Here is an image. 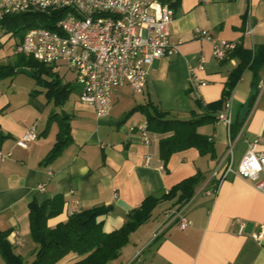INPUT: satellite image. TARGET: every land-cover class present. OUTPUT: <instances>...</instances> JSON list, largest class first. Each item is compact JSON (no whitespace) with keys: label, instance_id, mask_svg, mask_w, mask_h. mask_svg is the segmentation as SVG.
<instances>
[{"label":"crops","instance_id":"obj_1","mask_svg":"<svg viewBox=\"0 0 264 264\" xmlns=\"http://www.w3.org/2000/svg\"><path fill=\"white\" fill-rule=\"evenodd\" d=\"M159 1L169 4L173 0ZM172 9L169 39L180 40L178 51L152 61L141 93L131 92L126 84L115 87L111 108L102 116L97 117L80 100L65 107L69 96L62 106H54L41 97L44 89L26 87L20 92L21 85L0 80V150L10 152L0 159V231L7 232L12 250L26 264L33 260L36 249L29 231L30 201L60 200L56 204L59 213L47 220L49 227L65 221L70 210L111 205V211L97 217L103 231L110 232L123 224L126 213L144 197L166 193L198 171L204 179L191 199L181 208L173 200L161 201L109 264H264V193L233 173L222 179L213 176L227 162L230 146L234 168L253 138L261 137L254 149L264 151V84L236 133L227 131L217 118L197 128L213 142V157L200 155L191 147L173 153L164 165L159 140L170 133L144 129V115L130 112L136 105L151 103L180 120L191 118V111L200 114L188 80V66L196 67L200 57L203 66L195 74L206 84L198 87L197 99L204 104L219 100L238 59L216 60L211 42L196 37L194 29L252 50L264 46V0H180ZM249 28L250 35L245 33ZM19 42L18 36L0 29V63L8 62ZM55 71L62 83L72 87L74 76L63 64ZM259 76L264 78V66ZM252 78L253 72L245 69L231 92L232 120L245 111ZM79 93L80 86L78 97ZM51 113L68 114L71 142L45 161L58 131L56 118L48 120ZM32 124L37 138L25 149L18 147L15 141ZM39 184L42 190L37 189ZM167 209L178 210L190 224L179 228L178 218L165 216ZM15 232L21 245L11 243ZM82 257L69 252L54 264H72ZM0 264H7L1 253Z\"/></svg>","mask_w":264,"mask_h":264},{"label":"built area","instance_id":"obj_2","mask_svg":"<svg viewBox=\"0 0 264 264\" xmlns=\"http://www.w3.org/2000/svg\"><path fill=\"white\" fill-rule=\"evenodd\" d=\"M61 9L65 14L56 21V30L41 26L27 29L13 53L32 57L54 71L63 64L80 86V102L91 106L97 117L109 112L115 87L126 84L131 92L141 93L152 61L178 51L180 40L169 39L173 9L159 0H1L0 19L9 14ZM245 33L250 35L251 29ZM194 35L211 42V54L218 61L226 59L238 44L218 40L201 28H195ZM203 62L200 57L196 67L188 66L190 88L197 98L198 87L206 81L196 76L195 69H202ZM263 84L264 78L259 80L258 87ZM230 97L217 112V120L226 125L227 131L232 121ZM36 138V127L32 124L15 144L25 149ZM143 139L147 141L145 135ZM260 140L261 137H256L248 142L235 168L230 146L227 162L220 172L215 170L213 176L222 179L233 173L249 180L254 188L264 193V151L254 149ZM9 156V151L0 150V159ZM47 173L51 175V171ZM37 189L42 190L43 185L39 184ZM73 212L70 210V214ZM164 214L168 219L178 218L181 229L190 224L178 210L167 209ZM253 236L258 237L257 234ZM11 243L22 244L16 232L12 234Z\"/></svg>","mask_w":264,"mask_h":264},{"label":"trees","instance_id":"obj_3","mask_svg":"<svg viewBox=\"0 0 264 264\" xmlns=\"http://www.w3.org/2000/svg\"><path fill=\"white\" fill-rule=\"evenodd\" d=\"M179 2L180 0H173L168 5L176 7ZM64 12L65 10L61 9L52 12L30 11L5 15L0 19V29L5 33L10 32L18 36L21 41L25 31L31 27L41 26L56 30V21L65 14ZM13 56L14 61L0 63V80L11 76L17 68L25 67L32 72L37 85L43 87L47 102H52L54 106L64 104L72 87L62 83L56 71L32 57L22 54ZM228 56L237 58L238 62L229 74L219 100L204 104L199 99H195L197 107L201 109L200 114L191 111V118L180 120L170 117L168 112L151 103L139 104L130 110V112L139 111L144 115L146 130L162 134L170 133L159 140V157L164 165L173 153L191 147L197 149L200 155L209 154L213 157V142L206 135L199 133L197 128L217 118L218 110L231 96L241 73L245 69H250L253 72V78L245 111L240 118L231 121L230 132L236 133L245 121L259 91V71L264 66V46H258L252 50L237 44ZM48 118L49 121L56 118L58 131L45 161L55 158L71 142L68 114L51 113ZM2 137L0 131V138ZM203 179L202 172L198 171L172 185L166 193L147 195L126 213L123 224L110 232L103 231L102 223L97 220V217L111 211V205H99L75 211L68 215L65 221L49 227L47 220L59 213L60 208H56V204L60 200L53 198L51 201L40 204L32 200L28 203V219L30 237L36 244V249L33 260L28 264H54L69 252L83 255L72 264H109L111 260L119 256L121 248L128 243L130 233L150 218L152 210L161 201L173 200L176 207L181 208L191 199L195 187ZM6 236L7 232L0 231V253L3 259L7 264H26L23 258L12 250Z\"/></svg>","mask_w":264,"mask_h":264},{"label":"rangeland","instance_id":"obj_4","mask_svg":"<svg viewBox=\"0 0 264 264\" xmlns=\"http://www.w3.org/2000/svg\"><path fill=\"white\" fill-rule=\"evenodd\" d=\"M15 60V57L12 56L8 62H12ZM61 67H59L60 69ZM58 72L62 73V69H60ZM68 76L70 75H67L65 76V78H68ZM5 79L4 81L2 82H5L7 83L6 85L10 84L12 81L16 84H19L21 85L22 87L19 88L20 92L23 90L26 89V87H29L28 89H30V87H33L34 90H38V89H43V87L37 85V83L35 82V78L32 76V75H28L26 73H23V72H18L17 70L11 75V76H8V77H5L3 78ZM78 87L79 85L77 83H72V91L69 95V98L68 100L65 102L64 106L65 107H70V105L74 102V101H78L79 100V97H78ZM127 88V87H126ZM128 89V88H127ZM129 90V89H128ZM43 90L41 91V97L44 98V95H43ZM22 95V94H21ZM21 98V96H20ZM112 99H113V95H112Z\"/></svg>","mask_w":264,"mask_h":264},{"label":"water","instance_id":"obj_5","mask_svg":"<svg viewBox=\"0 0 264 264\" xmlns=\"http://www.w3.org/2000/svg\"><path fill=\"white\" fill-rule=\"evenodd\" d=\"M17 71H18V72L26 73V74H28V75H32V72H31L29 69L25 68V67L17 68Z\"/></svg>","mask_w":264,"mask_h":264}]
</instances>
